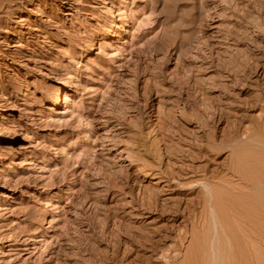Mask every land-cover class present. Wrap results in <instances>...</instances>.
<instances>
[{
	"label": "rangeland",
	"instance_id": "rangeland-1",
	"mask_svg": "<svg viewBox=\"0 0 264 264\" xmlns=\"http://www.w3.org/2000/svg\"><path fill=\"white\" fill-rule=\"evenodd\" d=\"M0 264H264V0H0Z\"/></svg>",
	"mask_w": 264,
	"mask_h": 264
},
{
	"label": "bare ground",
	"instance_id": "bare-ground-1",
	"mask_svg": "<svg viewBox=\"0 0 264 264\" xmlns=\"http://www.w3.org/2000/svg\"><path fill=\"white\" fill-rule=\"evenodd\" d=\"M56 96H57V95H56ZM55 100H56V99H55ZM57 100H58V99H57ZM57 100H56V101H57ZM121 150H124V149H121ZM124 151H126V150H124ZM121 152H123V151H121ZM123 153H124V152H123ZM123 153H122V154H123ZM125 154H126V153H125ZM119 155H120V154H119ZM126 155H127V154H126ZM128 160H129V159H128ZM130 160H131V159H130ZM130 163H132V162H130ZM134 163H135V162H134ZM134 163H133V164H134ZM243 165H244V164H243ZM136 167H137V166H136ZM244 169H245V168H244ZM137 170H138V169H137ZM142 170H143V169H142ZM139 171H140V170H139ZM242 171H243V170H242ZM256 171H257V169H256ZM248 173H249V172H248ZM251 177H252V176H251Z\"/></svg>",
	"mask_w": 264,
	"mask_h": 264
}]
</instances>
